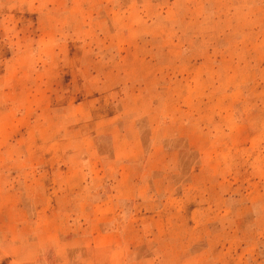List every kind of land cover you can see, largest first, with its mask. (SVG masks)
I'll list each match as a JSON object with an SVG mask.
<instances>
[{
    "label": "rangeland",
    "instance_id": "1",
    "mask_svg": "<svg viewBox=\"0 0 264 264\" xmlns=\"http://www.w3.org/2000/svg\"><path fill=\"white\" fill-rule=\"evenodd\" d=\"M0 165V264H264V0H0Z\"/></svg>",
    "mask_w": 264,
    "mask_h": 264
},
{
    "label": "crops",
    "instance_id": "2",
    "mask_svg": "<svg viewBox=\"0 0 264 264\" xmlns=\"http://www.w3.org/2000/svg\"><path fill=\"white\" fill-rule=\"evenodd\" d=\"M3 165V164H2ZM2 165H0V166H2ZM59 167H62V166H60L58 163H53V164H51L50 165V170H49V172L51 173V174H53V175H55L56 173H57V168H59ZM65 167V168H64ZM62 169H64L65 170V175H66V173L67 172H69V170H67V169H69V165H67V162L64 164V166H63V168ZM93 169L91 168V172H94V171H92ZM57 175V174H56ZM64 175V176H65ZM90 175V177H89V179L90 180H87L86 181V184H91V183H93L94 182V180H95V173L93 174V173H90L89 174ZM101 177H102V175H101ZM65 179H66V177H65ZM63 183H64V181L62 182V183H58L59 184V186H62L63 185ZM67 183H65V185H66ZM65 188H63V190H64ZM116 198L117 199H119L120 197H117V194H114L112 197H106V198H103L102 200H101V211H99V213L100 212H105L104 210H106V208H110V207H108L109 205L111 206V204H109V203H117V201H116ZM84 200V199H83ZM87 210V209H86ZM85 210V211H86ZM84 210L82 211V212H85ZM89 212H91V213H89ZM99 214H97L95 211H92V210H88L87 211V215L85 214V216H88V217H90V216H92V217H97ZM100 216V215H99ZM105 216H107V214H102L101 215V217H105ZM89 222H91V221H88V223ZM102 222V221H101Z\"/></svg>",
    "mask_w": 264,
    "mask_h": 264
}]
</instances>
